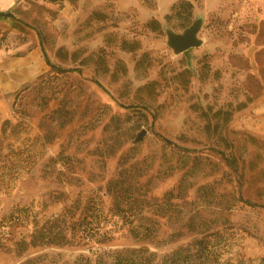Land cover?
Returning a JSON list of instances; mask_svg holds the SVG:
<instances>
[{
    "label": "rangeland",
    "instance_id": "rangeland-1",
    "mask_svg": "<svg viewBox=\"0 0 264 264\" xmlns=\"http://www.w3.org/2000/svg\"><path fill=\"white\" fill-rule=\"evenodd\" d=\"M179 1L3 0L0 264H161L213 232L264 264V0H188L204 43L176 55Z\"/></svg>",
    "mask_w": 264,
    "mask_h": 264
},
{
    "label": "trees",
    "instance_id": "trees-1",
    "mask_svg": "<svg viewBox=\"0 0 264 264\" xmlns=\"http://www.w3.org/2000/svg\"><path fill=\"white\" fill-rule=\"evenodd\" d=\"M193 7L194 4L192 1L181 0L177 2L172 8L174 15H168L167 18L177 15L181 16L183 13H185V16L187 17L185 18L182 26L187 29L189 27L188 24H190L193 16ZM0 17L12 18L13 16H11L10 13L0 12ZM179 189V196H182L184 193H186L187 188L184 185V181L179 185ZM171 194L173 193H170V195ZM119 212L120 211H117L116 213ZM9 220L10 219L5 218L4 220L0 221V248L3 247V239H5L4 237L7 233L6 229L9 226ZM187 225L189 228L194 229V226L190 222ZM131 231L137 237L140 235L138 231L135 230V228H132ZM50 236L48 235V237ZM218 236H220L219 232H213L212 234L199 237L191 243L178 247V249L174 250L168 255H165L160 263L221 264V261H219L217 250L212 247L213 241L216 240ZM156 258L157 254L155 252H152L150 249L143 247H139V249L128 248L124 251L116 252L113 261L110 263L104 262L103 259H98L95 264H154Z\"/></svg>",
    "mask_w": 264,
    "mask_h": 264
},
{
    "label": "water",
    "instance_id": "water-1",
    "mask_svg": "<svg viewBox=\"0 0 264 264\" xmlns=\"http://www.w3.org/2000/svg\"><path fill=\"white\" fill-rule=\"evenodd\" d=\"M191 25L192 26L186 29L183 33H175L171 30L167 32L169 44L176 55L185 53L192 48L200 47L203 45V40L199 39L198 37V34L203 27L202 20L198 19ZM147 134L148 131L142 129V131L137 135L134 143L136 144L143 141Z\"/></svg>",
    "mask_w": 264,
    "mask_h": 264
},
{
    "label": "crops",
    "instance_id": "crops-1",
    "mask_svg": "<svg viewBox=\"0 0 264 264\" xmlns=\"http://www.w3.org/2000/svg\"><path fill=\"white\" fill-rule=\"evenodd\" d=\"M3 0H0V5L2 4Z\"/></svg>",
    "mask_w": 264,
    "mask_h": 264
}]
</instances>
